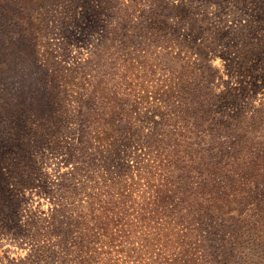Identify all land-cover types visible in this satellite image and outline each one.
<instances>
[{
  "label": "trees",
  "instance_id": "1",
  "mask_svg": "<svg viewBox=\"0 0 264 264\" xmlns=\"http://www.w3.org/2000/svg\"><path fill=\"white\" fill-rule=\"evenodd\" d=\"M38 4L0 0V45L26 41L33 48L25 51L29 58L54 66ZM55 63L51 86L60 102L70 97L76 121L41 124L35 107L21 119L35 138L24 147L31 165L21 173L23 191L50 205L41 211L31 201H0V234L28 244L27 254L8 264H218L208 232L225 231L226 212L250 198L248 188L255 186L256 194L264 188V104L250 111L235 96L229 121L215 116L216 100L228 93L218 94L205 75L208 64L199 67L202 80L184 88L185 102L175 89L151 91L133 80L130 90L117 88L101 63ZM144 104L158 109L164 125L138 123ZM69 111L63 107L58 116L69 118ZM44 137L62 157L55 178L47 163L37 167L45 179L38 188L34 149L46 155ZM226 238L223 233V244L232 246L233 237Z\"/></svg>",
  "mask_w": 264,
  "mask_h": 264
},
{
  "label": "rangeland",
  "instance_id": "2",
  "mask_svg": "<svg viewBox=\"0 0 264 264\" xmlns=\"http://www.w3.org/2000/svg\"><path fill=\"white\" fill-rule=\"evenodd\" d=\"M35 8L48 27L55 55L49 61L54 66L29 58L25 51L33 48L26 41L13 43V47L0 45V146L4 147L0 152V201H31L34 209L49 208L50 203L38 193L23 191L21 173L31 165L24 147L35 138H30L26 121L21 119L37 109L41 124L76 121L71 116L74 104L70 97L60 102L51 86L56 81L55 61L68 66L101 63L102 70L116 79L117 88L130 90L133 80L151 91L175 89L185 102L184 88L190 81L200 82L199 67L208 64L205 75L212 76L218 94L228 93L220 102L216 100L215 116L228 122L225 116L236 112L235 96L250 111L264 104V0H42ZM189 61L196 65L191 63L188 69ZM191 70L193 79L187 80ZM63 107L70 109L69 118L58 116ZM143 107L138 123L148 129L159 122L164 125L156 115L157 108L155 113L150 104ZM40 141L48 151L44 155L34 149L38 188L45 179L37 167L47 163L55 178L62 157L53 153L49 139ZM248 192L247 201H234L226 212L225 231L218 227L208 232L215 239L218 264H264V212L257 210L258 206L264 209V188L258 189L260 201L255 186ZM223 233H227V241L233 237L232 246L223 244ZM20 243L0 234V264L27 254L28 244ZM240 243L242 250L238 249Z\"/></svg>",
  "mask_w": 264,
  "mask_h": 264
}]
</instances>
